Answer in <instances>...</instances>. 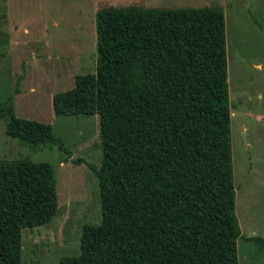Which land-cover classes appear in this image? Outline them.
Segmentation results:
<instances>
[{
  "label": "trees",
  "instance_id": "16d2710c",
  "mask_svg": "<svg viewBox=\"0 0 264 264\" xmlns=\"http://www.w3.org/2000/svg\"><path fill=\"white\" fill-rule=\"evenodd\" d=\"M94 26V73L76 75L51 107L97 115L101 159L88 167L100 220L58 264H237L221 8L107 6ZM0 118L6 136L70 157L49 124L16 117L8 101ZM56 213L49 164L0 163V264H20L21 231Z\"/></svg>",
  "mask_w": 264,
  "mask_h": 264
},
{
  "label": "rangeland",
  "instance_id": "374dc122",
  "mask_svg": "<svg viewBox=\"0 0 264 264\" xmlns=\"http://www.w3.org/2000/svg\"><path fill=\"white\" fill-rule=\"evenodd\" d=\"M219 6L224 18L229 146L234 216L240 230L237 264H264V0H0V103L21 119L49 124L69 148L28 146L4 134L0 118V163L21 159L51 166L57 213L20 235V264H58L78 253L83 225L100 220L97 168L101 146L97 115L54 116L51 96L94 73L97 9ZM66 159V160H65ZM83 163L75 165L74 160Z\"/></svg>",
  "mask_w": 264,
  "mask_h": 264
}]
</instances>
